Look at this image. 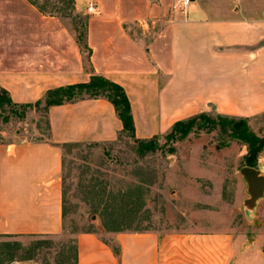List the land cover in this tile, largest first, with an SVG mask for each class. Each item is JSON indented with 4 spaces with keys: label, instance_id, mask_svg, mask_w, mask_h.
I'll use <instances>...</instances> for the list:
<instances>
[{
    "label": "crops",
    "instance_id": "0c3cea01",
    "mask_svg": "<svg viewBox=\"0 0 264 264\" xmlns=\"http://www.w3.org/2000/svg\"><path fill=\"white\" fill-rule=\"evenodd\" d=\"M90 3L83 55L67 26L30 0H0V88L12 103L102 76L125 91L135 138L169 133L213 108L246 118L264 112V0H77ZM89 5V4H88ZM87 5V6H88ZM45 140L0 145V239L52 236L63 224L62 145L114 141L122 130L105 98L50 107ZM122 232L112 243L77 236L78 264H233L254 255L228 232ZM259 250V249H257ZM258 253V252H257ZM177 258V259H179ZM263 263L262 257H257Z\"/></svg>",
    "mask_w": 264,
    "mask_h": 264
},
{
    "label": "rangeland",
    "instance_id": "374dc122",
    "mask_svg": "<svg viewBox=\"0 0 264 264\" xmlns=\"http://www.w3.org/2000/svg\"><path fill=\"white\" fill-rule=\"evenodd\" d=\"M30 1L59 18L74 35L83 34L90 14L97 13L96 7L88 12L90 3L77 0ZM43 106H12L4 100L0 145L45 140L49 127ZM205 114L213 121L219 116L213 108ZM239 119L264 138V112ZM167 135L153 137L156 149L144 155L124 133L112 142L63 146L60 232L0 239V264H78L76 239L81 234H95L107 243L122 232L168 234L175 247L178 236L191 231L228 232L241 250L255 254L246 262L239 256L233 264H261L259 255L264 264V194L251 205L240 174L247 144L218 122L197 125L184 138ZM254 168L264 177V149ZM176 255L172 264L186 260Z\"/></svg>",
    "mask_w": 264,
    "mask_h": 264
},
{
    "label": "trees",
    "instance_id": "16d2710c",
    "mask_svg": "<svg viewBox=\"0 0 264 264\" xmlns=\"http://www.w3.org/2000/svg\"><path fill=\"white\" fill-rule=\"evenodd\" d=\"M37 8L40 12H43L40 7ZM86 25L87 23H85V32L83 34H72L79 51L83 55V63L85 67L89 64L91 55V50L86 43ZM84 98H105L113 105L115 113L122 123V130L120 133H124L128 137H131L135 140L137 144V152L139 155H144L156 149L154 138H151L150 140H138L135 138V127L131 115V106L123 88L120 85L97 74H91L89 81L86 83L68 85L65 87H59L49 90L46 92L45 96L42 99L34 102L33 104H14L11 102L7 92L0 88V105L3 104L4 100L8 105L21 107L39 106L43 104L44 112H47L50 107L59 106L65 103H73ZM237 119L238 118L235 117L221 115L216 117V121L221 127L225 128L226 126H228V128L232 132V135L236 139L247 144L248 152L247 156L245 157L246 166L254 168L257 162L258 155L264 149V138H258L249 130L244 120ZM216 121H213L205 113H202L186 120L176 122L172 126L170 132L167 133V137L184 138L189 133H191L197 125L211 127L212 125L217 123ZM65 145L71 144H63L62 147Z\"/></svg>",
    "mask_w": 264,
    "mask_h": 264
},
{
    "label": "water",
    "instance_id": "95a60500",
    "mask_svg": "<svg viewBox=\"0 0 264 264\" xmlns=\"http://www.w3.org/2000/svg\"><path fill=\"white\" fill-rule=\"evenodd\" d=\"M240 174L248 186L250 204L253 205L264 194V177L259 170L247 166L240 169Z\"/></svg>",
    "mask_w": 264,
    "mask_h": 264
},
{
    "label": "built area",
    "instance_id": "2783aa9c",
    "mask_svg": "<svg viewBox=\"0 0 264 264\" xmlns=\"http://www.w3.org/2000/svg\"><path fill=\"white\" fill-rule=\"evenodd\" d=\"M191 3L192 0H178L175 7L178 8L181 13L185 14ZM95 10L96 8L94 5L90 4L88 6V12H94ZM14 264H19V263H14Z\"/></svg>",
    "mask_w": 264,
    "mask_h": 264
}]
</instances>
